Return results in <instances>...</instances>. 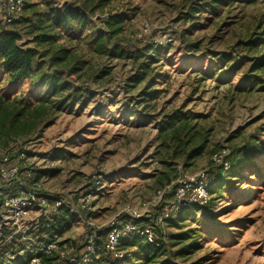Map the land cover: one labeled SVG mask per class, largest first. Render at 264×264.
Returning a JSON list of instances; mask_svg holds the SVG:
<instances>
[{"label":"rangeland","instance_id":"1","mask_svg":"<svg viewBox=\"0 0 264 264\" xmlns=\"http://www.w3.org/2000/svg\"><path fill=\"white\" fill-rule=\"evenodd\" d=\"M193 2L200 0H24L30 18L32 11L43 14L63 3L79 9L85 5L94 26L89 32L121 13L123 30L112 41L126 50L151 45L141 52L143 58H153V72L164 77L150 89L154 107L143 119L134 109L133 97L123 89L134 73L133 60L100 56L87 49L86 40L80 41L74 52L85 63L79 78L69 79L95 95L87 100L81 97L71 109L55 110L46 118L44 126L22 142V148L29 149L20 165L30 168L33 177L38 175L35 181L45 193L66 198L74 210H79L77 197L90 191L80 213L96 227L126 205L141 208L150 202L153 191L169 185L165 179L173 185L181 174L204 170L208 204L173 210L166 217L156 229L166 252L154 264H264V87L241 84L240 73L226 77L218 62L220 56L240 53L236 41L245 40L257 24L264 28V0L224 2L216 15L208 9L191 27L190 20L178 17ZM2 28L11 29L12 24L0 19ZM19 28L21 33L26 31L23 25ZM58 43L70 45L65 38ZM193 45L196 52L191 51ZM36 47L41 51V45ZM0 92L33 100L43 87L1 78ZM173 112L182 113L198 143H204L199 156L172 158L173 148L164 151L161 146L157 121ZM246 151L244 163L241 157ZM234 160L243 171L226 178L230 168L223 167ZM223 177L227 184H220ZM165 200L169 204V194ZM147 207L152 216L159 211L152 202ZM65 213L35 208L24 220L27 231L21 235L0 212V264H35L30 261L34 255L39 264H54L53 258L50 263L43 260L49 239L54 240L56 254L68 257L74 252L80 258L87 227L77 215ZM56 227L61 228L58 234L52 232ZM133 240L120 242L124 251L120 260L102 255V241H97L100 250L84 264H137L136 248L128 245Z\"/></svg>","mask_w":264,"mask_h":264},{"label":"trees","instance_id":"2","mask_svg":"<svg viewBox=\"0 0 264 264\" xmlns=\"http://www.w3.org/2000/svg\"><path fill=\"white\" fill-rule=\"evenodd\" d=\"M235 0H200L187 6L179 15V20L191 21V27H194L201 14L208 9L217 14V7L224 2L227 4ZM244 4H252L255 0H237ZM24 5L21 13L9 24L11 29L0 30V72L1 78L9 83H19L27 81L30 85H40L43 92L33 100L26 98L23 94H3L0 92V155L10 154L12 162H16V153L12 152L14 148L18 151L22 149V142L34 136L36 132L44 126L55 110L71 109L73 104L80 102L81 97L85 100L92 98L95 92L89 88L79 85H73L69 78L77 75L79 78L80 71L85 63L84 59L74 52L78 43L86 40L85 44L90 52H95L100 56L109 58H127L132 59L135 65L134 73L123 86L124 92L133 97V105L137 114L144 118L150 115L149 107L152 97L150 89L164 76L153 72L151 63L153 58L143 55L144 50L151 48V45L144 46L142 49L126 50L119 43L113 42V37L123 30L125 17L120 14H113L103 24V27H97L96 30L88 31L93 28L92 21L84 5L82 9L73 7L70 4L63 3L58 9H50V12L43 14L33 12L32 18L27 15L28 7ZM20 18V19H19ZM26 28L21 33L19 26ZM260 24L255 26V30L249 33L245 40H237L235 46H238L240 53L235 55H223L218 58L226 77H235L238 73L241 84H256V87H264V28L260 29ZM192 31L188 29V33ZM65 38L70 44L64 46L58 43L60 39ZM75 43L76 45H74ZM29 44H34L32 47ZM41 45V51L36 47ZM191 51L196 52V45H193ZM105 70L101 71L104 76ZM0 78V80H1ZM259 84V85H258ZM251 88V87H250ZM135 91V92H133ZM136 95V96H135ZM132 101V100H131ZM85 104L86 102H82ZM154 107V106H153ZM159 134L161 136V146L165 147L164 151L173 148L172 158H183L190 160L199 156L204 147V143H198L197 134L193 132V127L188 119L182 113L173 112L162 119H158ZM256 149L254 148L253 151ZM163 151V152H164ZM248 152L242 153L241 160L246 162ZM2 157L0 158V162ZM223 167V166H222ZM224 169L227 171L226 178L233 176L239 169L243 171L242 164L238 160L229 163ZM251 169H248L250 172ZM37 180L38 175L33 177ZM222 185L227 184L223 183ZM239 178V180H241ZM165 184H171L168 178ZM217 183V181H216ZM215 183V184H216ZM162 184V183H161ZM164 184V183H163ZM164 184V185H165ZM218 184V185H220ZM214 188V187H213ZM215 189V188H214ZM213 189V190H214ZM210 191V190H209ZM59 211L65 214L75 215L65 206L59 207ZM151 220L147 222L152 223ZM159 246L146 243L141 238L129 242L130 247H135L137 252V264H154L157 258L162 256L166 251L163 249L160 238V230L157 227L161 224H154ZM61 228L57 227L52 230L58 234ZM102 241L100 234L95 239ZM54 241L49 239L46 244ZM100 241V242H101ZM102 244V242H101ZM102 255L108 256L101 249ZM43 253V252H42ZM76 258V254L71 253ZM37 264H39V257ZM52 258L56 261L54 264H65L67 257H60L55 251L49 254L43 253V260L51 262ZM110 260V261H111ZM136 264V263H135Z\"/></svg>","mask_w":264,"mask_h":264},{"label":"built area","instance_id":"3","mask_svg":"<svg viewBox=\"0 0 264 264\" xmlns=\"http://www.w3.org/2000/svg\"><path fill=\"white\" fill-rule=\"evenodd\" d=\"M23 7L24 0H0V19L6 24L11 23L21 13ZM143 30L146 31L147 28L145 27ZM28 149L29 147H26L17 151L16 162H12L10 154H5L2 157L0 162V212L5 213L11 226L21 235L27 231L24 220L35 208L47 213L65 206L80 217L87 227V231L84 232L86 240L84 253L80 258L70 254L65 264H84L89 257L95 256L100 250L95 241L98 233L102 238V249L115 260L124 257V251L119 248V245L122 240L127 238H141L146 243L159 246L160 242L157 239L154 224H162L173 210L206 206L210 200L206 171L184 173L177 177L173 185L153 191L150 202L157 205L159 211L152 218V223L147 222V220H151L152 216L147 207L150 202H147L143 203L141 208L126 205L121 212L107 219L101 227H96L89 221V218L80 213V211H84L85 203L91 197V192L85 191L77 197L78 211L73 209V205L68 203L66 198L45 193L42 184L34 180L33 171L25 165H20ZM213 158H217V155L214 154ZM166 194H169L170 197L169 204L165 203L167 201L165 200ZM52 251H55L53 241L43 248L45 254ZM59 256L63 257V252ZM31 258V262H38L35 255Z\"/></svg>","mask_w":264,"mask_h":264}]
</instances>
